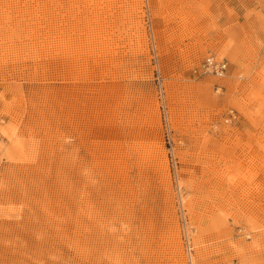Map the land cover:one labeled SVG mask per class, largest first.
Segmentation results:
<instances>
[{
  "label": "rangeland",
  "instance_id": "obj_1",
  "mask_svg": "<svg viewBox=\"0 0 264 264\" xmlns=\"http://www.w3.org/2000/svg\"><path fill=\"white\" fill-rule=\"evenodd\" d=\"M263 8L0 0V264H264Z\"/></svg>",
  "mask_w": 264,
  "mask_h": 264
},
{
  "label": "built area",
  "instance_id": "obj_2",
  "mask_svg": "<svg viewBox=\"0 0 264 264\" xmlns=\"http://www.w3.org/2000/svg\"><path fill=\"white\" fill-rule=\"evenodd\" d=\"M263 18H264V8L262 10ZM198 71L200 74H208L212 75L214 77H224L228 71V63L226 60H218L214 56H208L206 57L201 65L198 68ZM218 90H220L218 88ZM236 120V112L233 110H230L225 118L226 123H230ZM2 118H0V126L2 125Z\"/></svg>",
  "mask_w": 264,
  "mask_h": 264
},
{
  "label": "crops",
  "instance_id": "obj_3",
  "mask_svg": "<svg viewBox=\"0 0 264 264\" xmlns=\"http://www.w3.org/2000/svg\"><path fill=\"white\" fill-rule=\"evenodd\" d=\"M245 3V2H244ZM243 8V4L240 5Z\"/></svg>",
  "mask_w": 264,
  "mask_h": 264
}]
</instances>
